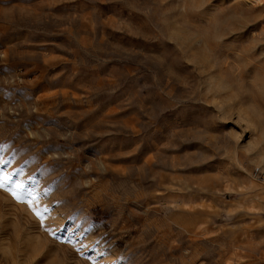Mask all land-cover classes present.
<instances>
[{
    "label": "rangeland",
    "instance_id": "1",
    "mask_svg": "<svg viewBox=\"0 0 264 264\" xmlns=\"http://www.w3.org/2000/svg\"><path fill=\"white\" fill-rule=\"evenodd\" d=\"M0 145V264H264V3L0 0Z\"/></svg>",
    "mask_w": 264,
    "mask_h": 264
},
{
    "label": "snow or ice",
    "instance_id": "2",
    "mask_svg": "<svg viewBox=\"0 0 264 264\" xmlns=\"http://www.w3.org/2000/svg\"><path fill=\"white\" fill-rule=\"evenodd\" d=\"M259 2L264 3V0ZM6 149L7 145H0V190L9 193L17 202L25 203L43 227L45 215H51L52 210L47 206L41 209V200L50 195V190L42 189L39 181L31 174L26 175L22 167L9 171L13 160L4 158L2 153ZM91 230V228L86 229L89 232Z\"/></svg>",
    "mask_w": 264,
    "mask_h": 264
}]
</instances>
